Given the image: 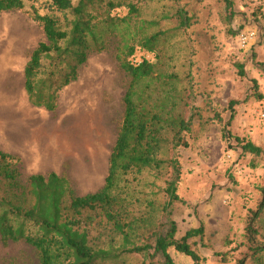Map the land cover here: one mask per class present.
Here are the masks:
<instances>
[{
  "label": "rangeland",
  "instance_id": "374dc122",
  "mask_svg": "<svg viewBox=\"0 0 264 264\" xmlns=\"http://www.w3.org/2000/svg\"><path fill=\"white\" fill-rule=\"evenodd\" d=\"M134 1L144 17L171 18L162 21L171 29L162 41L165 57L143 50L145 58L161 60L164 71L190 74L197 90L187 114L192 118L190 146L181 149V199L172 207L178 238L202 226L204 236L190 240L200 264H256L253 248L262 237L250 233L249 227L255 226L252 212L264 204V153H247L242 145L250 141L264 151V0ZM48 10L49 0H26L24 9L0 13V89L9 96L0 104V149L20 160L23 181L31 174L56 172L69 180L76 195L83 196L105 185L131 78L116 57L118 40L113 38L107 48L92 50L77 78L58 91L55 110L36 106L25 89L24 69L45 39L35 12ZM179 11L188 13L189 28H176ZM116 12L123 16L127 9ZM248 29L258 37L243 49L238 36ZM47 70H51L48 62ZM54 70L53 80L59 84L68 69L61 65ZM69 117L75 124L67 123ZM76 118L80 129L71 137L66 130L76 126ZM11 134H23V143L30 144L26 149L12 144L6 136ZM37 137H44L47 144L40 158L34 153ZM138 179L137 189L145 180H153L148 174ZM85 213L91 236L110 233L100 211ZM171 255L175 264H195L174 249ZM125 259L114 264H164L161 255ZM0 264H39L38 252L25 240L5 244L0 238Z\"/></svg>",
  "mask_w": 264,
  "mask_h": 264
},
{
  "label": "trees",
  "instance_id": "16d2710c",
  "mask_svg": "<svg viewBox=\"0 0 264 264\" xmlns=\"http://www.w3.org/2000/svg\"><path fill=\"white\" fill-rule=\"evenodd\" d=\"M25 7L26 0H0V13ZM123 8L125 15L115 14ZM187 14L178 12L177 29L190 27ZM34 18L45 39L33 50L24 76L36 106L55 110L58 91L77 78L92 50L107 48L113 38L118 40L116 57L131 80L109 172L99 191L76 195L69 180L56 172L31 174L23 181L20 160L0 149L1 240L5 244L25 240L37 250L39 264H114L141 255L144 260L161 255L164 264H175L172 249L200 264L190 240L202 238L204 228H191L179 239L172 216L173 205L181 199V149L190 146L192 118L187 114L197 90L190 74L164 71L161 60L152 62L142 52L163 55L162 41L171 29L162 21L170 16L144 17L134 0H49L48 12H35ZM138 55L142 61L134 64ZM61 65L68 71L56 84L54 66ZM240 69L243 74V65ZM242 149L257 156L264 153L250 141ZM147 174L153 180L135 188L138 177ZM85 211H100L110 233L91 236ZM251 222L255 226L249 227L250 233L262 237L253 248L254 262L264 264V204L252 212Z\"/></svg>",
  "mask_w": 264,
  "mask_h": 264
},
{
  "label": "bare ground",
  "instance_id": "6f19581e",
  "mask_svg": "<svg viewBox=\"0 0 264 264\" xmlns=\"http://www.w3.org/2000/svg\"><path fill=\"white\" fill-rule=\"evenodd\" d=\"M2 87V86H1ZM8 87V86H7ZM9 91V90H8ZM2 92H3V90H1L0 89V104H2V103H4V101L6 100V99H8L9 98V96H7V95H3L2 94ZM6 92V91H5ZM9 92H11V91H9ZM9 92L7 93V94H9ZM13 96V95H12ZM77 96V95H76ZM12 98V97H11ZM17 98V97H16ZM13 100V99H12ZM10 102H12V101H10ZM7 105V104H6ZM5 105V106H6ZM60 110V109H59ZM71 110V109H70ZM72 111V110H71ZM78 112V111H77ZM79 112H80V110H79ZM85 112V111H84ZM75 114V113H74ZM85 114V113H84ZM83 114V115H84ZM88 116V115H87ZM92 116V115H91ZM94 116V115H93ZM81 117L83 118V116L81 115ZM79 118V117H78ZM78 118H76V126L74 127V128H72V129H67L66 131H67V133L71 136V137H74L75 136V134L73 133V131H75L76 130V133H77V129L79 128L78 126L79 125H81V123L79 122V120L80 119H78ZM85 118V117H84ZM94 119V118H93ZM98 119V118H97ZM96 119V120H97ZM63 119H61L60 121H62ZM66 121H67V123H69V124H75V120L73 119V118H71V117H69V118H67V119H65ZM86 120V119H85ZM95 121V120H94ZM83 122H84V120H83ZM59 123V122H58ZM64 123V122H63ZM62 123V124H63ZM96 123V122H95ZM89 126V125H88ZM95 126V125H94ZM96 127H98V126H96ZM61 128V127H60ZM82 128H83V126H82ZM94 128V127H93ZM62 129V128H61ZM80 129V128H79ZM64 130V129H63ZM67 133L65 134L66 136H67ZM64 135V136H65ZM83 135V134H82ZM7 136V140H11V143L13 144V143H15L18 147H24V149H26L27 147H28V145L30 144H24L23 143V140H24V136H23V134H21V135H13V134H11V135H6ZM60 136H62V135H60ZM37 139H38V143H37V145L35 146V151H34V153H35V156L37 157V158H40L41 157V154H42V151H43V149L44 148H46V146H47V144L45 143V138L44 137H37ZM63 139H65V138H63ZM67 139V138H66ZM6 140V139H5ZM61 140H62V137H61ZM64 144V143H63ZM56 145V144H55ZM54 145V146H55ZM99 149V148H98ZM61 155V154H60Z\"/></svg>",
  "mask_w": 264,
  "mask_h": 264
},
{
  "label": "built area",
  "instance_id": "2783aa9c",
  "mask_svg": "<svg viewBox=\"0 0 264 264\" xmlns=\"http://www.w3.org/2000/svg\"><path fill=\"white\" fill-rule=\"evenodd\" d=\"M257 37H258L257 32L254 29H248L240 32L238 36L240 47L243 49H247L251 47V45L256 41ZM141 61H142V56L138 55L137 57L133 58L134 64H140Z\"/></svg>",
  "mask_w": 264,
  "mask_h": 264
}]
</instances>
